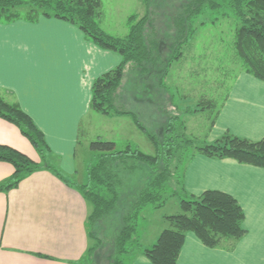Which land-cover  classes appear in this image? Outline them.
<instances>
[{"label":"trees","instance_id":"1","mask_svg":"<svg viewBox=\"0 0 264 264\" xmlns=\"http://www.w3.org/2000/svg\"><path fill=\"white\" fill-rule=\"evenodd\" d=\"M142 2L147 12L131 15L127 34L118 36L100 26L102 0H0L2 22L18 18L36 20L40 15L64 19L76 24L100 47L119 52L122 56L119 65L94 80L91 107L105 114L130 116L154 147V153H147L131 144L120 149L113 140H92L89 149L97 157L87 164L85 181L76 183L50 163V149L43 132L18 102L6 99L0 89V117L17 125L41 156V161H36L13 146L0 143V160L14 167L11 176L0 183V191L17 186L29 174L43 168L50 169L66 183L77 185L91 205L86 222L91 239L85 254L89 264H95L104 242L95 228L112 216L116 222L108 230L113 238L108 255L110 264H128L137 252H142L153 264H176L188 231H193L207 246L232 249L247 231L241 204L232 194L219 189H206L199 195L187 192L183 183L186 164L196 153H203L264 167V137L253 140L225 132L208 141L189 132L180 113L169 114L163 125L158 117L166 110L159 100L163 88H167L165 77L194 34L195 20L207 9L237 20L233 50L239 69L233 80L243 71L264 80V0H182L169 4L170 11H158L159 15L158 8L151 7V0ZM126 73L131 88L139 86L142 94L139 99L158 106V113L147 106L151 110H147V116L160 130L150 129L139 113L118 101L124 94L121 87ZM229 90L221 102L206 97L196 108L188 107L185 112L212 113L209 131ZM173 195L179 196L181 211L166 214L168 226L151 246H142L137 238L142 210L147 206L159 209Z\"/></svg>","mask_w":264,"mask_h":264},{"label":"crops","instance_id":"2","mask_svg":"<svg viewBox=\"0 0 264 264\" xmlns=\"http://www.w3.org/2000/svg\"><path fill=\"white\" fill-rule=\"evenodd\" d=\"M100 26L110 34L125 35L103 15ZM121 59L119 52L100 47L64 19L40 15L36 20L0 21V89L43 132L50 163L66 176L78 175L76 183L85 181L90 162L79 159L84 135L116 142L113 137L118 130L111 126L120 124L121 132L125 127L132 136L125 140L126 145L140 147L145 136L130 116L105 114L91 107L94 80ZM225 132L253 140L264 137V80L244 71L236 76L206 140L213 141ZM0 143L41 161L19 127L2 117ZM147 143L153 152L149 139ZM87 153L94 156L88 147ZM13 171L10 162L0 160V183ZM183 183L194 195L206 189L232 194L245 212L247 231L232 249L207 246L188 231L176 264H264V167L196 153L186 164ZM165 207L166 203L159 208L161 212L142 210L137 236L142 246L157 240L168 226L164 216L179 212L180 203L173 210L164 211ZM90 211L91 205L77 185L66 183L47 168L32 172L17 186L0 191V264H86ZM128 264L153 263L137 252Z\"/></svg>","mask_w":264,"mask_h":264},{"label":"rangeland","instance_id":"3","mask_svg":"<svg viewBox=\"0 0 264 264\" xmlns=\"http://www.w3.org/2000/svg\"><path fill=\"white\" fill-rule=\"evenodd\" d=\"M180 1L182 0H151V7L154 5L158 8L157 13L159 15L158 11H170L168 10V5L179 3ZM101 9V16L103 15L107 19V22L111 23L120 34L128 32L129 17L131 15L138 14L141 16L147 12V6L142 0H102ZM236 24L237 20L234 17L222 15L221 12L213 9H207L197 17L194 22V34L184 45L181 58L173 62L165 77L164 81L168 89L163 88L164 93L161 94L160 99L158 98L163 102L167 110H165L164 114L158 116L161 119L159 121L162 125L165 124V119L169 114L180 113L187 121L189 132L200 138H206L210 121L209 115L212 113L210 114L207 110H197L194 113H187L185 111L188 107L196 108L197 103L202 99L205 100L206 97L214 98L219 103L228 89H230L234 74L238 73L239 69V64L236 62L233 50ZM128 79V73H126L121 87L124 94L119 97L118 101L123 103L127 109L139 113L150 129L156 128L151 123V118L147 116V110L157 112L158 106L155 104L147 105L146 101H141L139 98L142 94L139 93V86H132L131 88ZM125 119L129 118L125 117ZM121 127L120 124L111 126L113 130H118V134L113 138L116 140L117 148L120 149L125 148V140L127 138H132L125 127V132L122 133ZM96 129L99 130V126ZM156 129L160 130V128ZM142 137V140L138 143L139 148L147 153H154V151H151L152 146L147 143L148 139L145 136ZM97 139L104 138L93 137V139H89V136H83V141L78 150L79 159H84L85 163L95 160L97 155L94 154L95 156H93L87 153V147L89 149L90 142ZM67 176L72 181L79 180L78 175L77 177L72 175ZM179 199L178 195L171 196L166 202L164 211L173 210L175 205H179ZM145 208L161 212V210L152 206ZM180 211L181 209L179 208ZM151 213L153 214V212ZM156 214L158 213L156 212ZM118 217L120 216L117 215ZM151 217L153 218V216ZM112 222H116L115 216L104 219L95 228L97 235L104 241L102 247L99 248L95 264H110L108 255L113 238L108 230ZM140 222L142 224V220ZM156 225L157 221L154 226ZM86 264L89 263L87 262Z\"/></svg>","mask_w":264,"mask_h":264}]
</instances>
